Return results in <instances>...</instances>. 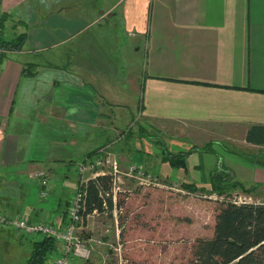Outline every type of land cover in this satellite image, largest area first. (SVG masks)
Returning a JSON list of instances; mask_svg holds the SVG:
<instances>
[{"label": "crops", "instance_id": "obj_1", "mask_svg": "<svg viewBox=\"0 0 264 264\" xmlns=\"http://www.w3.org/2000/svg\"><path fill=\"white\" fill-rule=\"evenodd\" d=\"M83 4L0 0V46L26 35L20 50L0 55L1 213L65 227L76 166L118 139V125L137 108L142 135L153 125L174 137L170 146L193 151L185 169L145 151L141 166L181 188L210 189L218 144L260 147L246 138L264 127V0H114L95 20ZM109 16L121 22L128 51L112 46L106 56L83 41L69 46ZM27 67L32 75L23 74ZM131 146L112 147L123 170L135 163ZM241 162L242 177L255 174L263 186L264 168ZM39 168L50 173L45 198L29 178ZM94 217L85 218L82 232ZM22 237L0 228V240L23 244Z\"/></svg>", "mask_w": 264, "mask_h": 264}, {"label": "rangeland", "instance_id": "obj_2", "mask_svg": "<svg viewBox=\"0 0 264 264\" xmlns=\"http://www.w3.org/2000/svg\"><path fill=\"white\" fill-rule=\"evenodd\" d=\"M87 7L88 18L95 20L106 12L114 0H83ZM84 10V9H82ZM6 37L14 36L6 31ZM83 41L89 43L93 49H105V54L111 53L112 46L130 47L128 36L124 33L121 22L113 16L107 17L101 24H95L81 38L73 40L69 46L73 47ZM115 53V52H114ZM114 59V58H113ZM142 121L139 109L131 111L128 119L120 123L121 132L118 139L111 143L132 144L134 150V164L141 165L146 159L145 151L150 149L153 157H163L175 154L174 151L186 150L180 147L170 146L174 137L170 133L156 131L152 125L150 134L142 135ZM139 140L140 143H136ZM134 144V145H133ZM214 147V164H208L210 174L217 168L230 175V180L225 186V193L209 194L211 189L206 187L204 191L192 193L185 185L176 186L166 183L160 176L165 188H143L137 186L134 181H126L125 188L131 192L122 193L116 203L113 202L112 211L95 215L89 231H79L81 238L87 247L92 250V258L82 264H195L194 247L198 239L211 238L214 234L216 216L223 202L264 203V185L255 178V174H245L248 179L242 177V160L244 154H264V147L236 146L226 142ZM106 146V145H105ZM185 148H188L186 145ZM237 155V158L230 154ZM246 161V160H245ZM232 162V164H231ZM251 167L264 168L248 162ZM143 168V167H142ZM127 170V169H126ZM161 172L159 169L156 171ZM174 175L175 172H172ZM209 174V175H210ZM75 176V169L73 168ZM249 175V176H248ZM199 182V181H198ZM239 183L231 188L232 184ZM195 184V183H189ZM210 188L211 180H209ZM197 185V184H196ZM175 186V187H173ZM198 187H203L197 185ZM173 187V188H171ZM227 187V188H226ZM160 189V190H159ZM183 189V190H182ZM164 190V191H161ZM249 190V191H245ZM163 192L164 194H160ZM154 195V198L152 196ZM118 220V224H116ZM91 235V236H89ZM40 236L36 237L40 239ZM93 238V241H89ZM23 244H16L7 240H0V264H28L33 244L26 237ZM20 247H17V246ZM52 255H55L52 254ZM79 262L78 260H76Z\"/></svg>", "mask_w": 264, "mask_h": 264}, {"label": "trees", "instance_id": "obj_3", "mask_svg": "<svg viewBox=\"0 0 264 264\" xmlns=\"http://www.w3.org/2000/svg\"><path fill=\"white\" fill-rule=\"evenodd\" d=\"M26 41V35L21 34L11 41L1 42V48L7 50H20ZM23 74L32 75L29 67ZM247 142L264 147V127H257L247 134ZM193 151H180L165 156V160L173 169H185L187 158ZM247 162L264 167V154H244ZM230 175L226 171L216 169L210 175L211 190L209 194L225 193V186ZM192 193L204 187L196 184H183ZM182 185V186H183ZM242 184L235 183L231 188ZM112 187L111 176H100L91 180L87 188L85 216L95 210L103 212L104 196ZM227 188V187H226ZM249 191V190H245ZM110 210L113 209L112 198H107ZM109 210V209H108ZM33 248L28 264H47L49 257L58 252L57 241L53 237L43 236L32 242ZM195 264H264V203L223 202L216 216L214 234L211 238L198 239L194 247Z\"/></svg>", "mask_w": 264, "mask_h": 264}, {"label": "built area", "instance_id": "obj_4", "mask_svg": "<svg viewBox=\"0 0 264 264\" xmlns=\"http://www.w3.org/2000/svg\"><path fill=\"white\" fill-rule=\"evenodd\" d=\"M2 53L3 48L0 47V55ZM113 146L114 143L104 146L76 166L78 189L69 206V221L65 227H58L44 221L30 222L26 218L9 217L0 212V228L17 230L31 241H35L37 236L53 237L57 241L58 254L51 255L48 263L50 261L51 264H82L80 262L90 261L92 250L79 238L78 234L86 218L87 188L91 180H96L100 176H111V190L104 196V213L109 209L107 198H112L116 203L120 194L131 192L130 189L125 188L126 181H134L138 186L147 188H165L159 177L137 164H132L127 170H123L117 154L112 149ZM29 178L37 181L41 186L40 196L47 197V188L50 183L49 171L41 168L36 169L29 174ZM92 214L100 215L101 212L95 210ZM116 224H118V220H116Z\"/></svg>", "mask_w": 264, "mask_h": 264}]
</instances>
